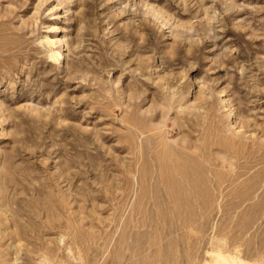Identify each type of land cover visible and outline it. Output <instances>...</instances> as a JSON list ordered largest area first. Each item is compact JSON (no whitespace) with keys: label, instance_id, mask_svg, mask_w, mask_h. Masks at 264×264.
<instances>
[{"label":"rangeland","instance_id":"obj_1","mask_svg":"<svg viewBox=\"0 0 264 264\" xmlns=\"http://www.w3.org/2000/svg\"><path fill=\"white\" fill-rule=\"evenodd\" d=\"M224 262L264 264V0H0V264Z\"/></svg>","mask_w":264,"mask_h":264},{"label":"bare ground","instance_id":"obj_2","mask_svg":"<svg viewBox=\"0 0 264 264\" xmlns=\"http://www.w3.org/2000/svg\"><path fill=\"white\" fill-rule=\"evenodd\" d=\"M204 24H207V23H204ZM58 41H60V40H58ZM61 42V41H60ZM51 58V57H50ZM53 59V58H52ZM54 59L55 60H63V54H62V52L60 53H57L56 52V54L54 55ZM221 263H222V261H221ZM224 264H230V263H228V262H224Z\"/></svg>","mask_w":264,"mask_h":264}]
</instances>
